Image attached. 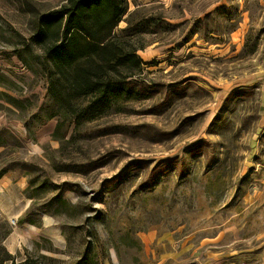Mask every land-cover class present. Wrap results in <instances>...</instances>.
I'll return each instance as SVG.
<instances>
[{
	"label": "rangeland",
	"instance_id": "rangeland-1",
	"mask_svg": "<svg viewBox=\"0 0 264 264\" xmlns=\"http://www.w3.org/2000/svg\"><path fill=\"white\" fill-rule=\"evenodd\" d=\"M66 1L0 0V261L264 264V0H122L143 65L98 111L30 41Z\"/></svg>",
	"mask_w": 264,
	"mask_h": 264
},
{
	"label": "trees",
	"instance_id": "trees-1",
	"mask_svg": "<svg viewBox=\"0 0 264 264\" xmlns=\"http://www.w3.org/2000/svg\"><path fill=\"white\" fill-rule=\"evenodd\" d=\"M125 12L122 0H67L59 8L37 16L30 41L42 49L46 62L54 70L52 91L58 104L69 102L58 97L57 85L63 80L76 98L93 96L90 109L96 111L103 110L113 96H122L137 85L132 78L143 65L137 53L142 47L138 49L130 43L137 32L129 22L119 33L115 31ZM122 39L126 42L122 43ZM60 128L61 123L57 122L52 136L56 137ZM35 263L27 258L19 264ZM74 264H88V261Z\"/></svg>",
	"mask_w": 264,
	"mask_h": 264
}]
</instances>
